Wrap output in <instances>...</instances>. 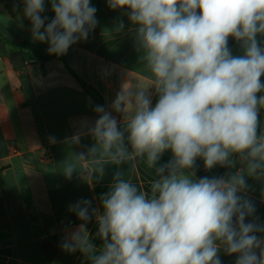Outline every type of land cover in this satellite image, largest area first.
Instances as JSON below:
<instances>
[{"label":"clouds","instance_id":"1","mask_svg":"<svg viewBox=\"0 0 264 264\" xmlns=\"http://www.w3.org/2000/svg\"><path fill=\"white\" fill-rule=\"evenodd\" d=\"M54 18L42 17L45 0H24L33 38L47 41L50 54L62 55L95 28L90 0H49ZM127 9L136 41L152 81L148 88H124L112 104L124 127L97 106L90 135L95 144L64 162L67 178L89 161L122 165L144 160L155 167L150 191L122 178L117 170L100 206L89 201L72 206L81 221L71 243L91 264H221L218 253L237 254L235 264H264V231L246 222L254 212L240 193L248 176L264 175V133L258 134L264 108V0H108ZM44 29L41 31V29ZM123 28V24H120ZM244 54L234 56L229 38ZM149 88L158 100L152 106ZM127 138L125 139V135ZM78 143L79 136L74 138ZM170 152L167 164L158 165ZM243 167L225 177L194 179L197 159L206 170ZM135 168V164L132 163ZM94 215L100 250L86 223Z\"/></svg>","mask_w":264,"mask_h":264},{"label":"crops","instance_id":"2","mask_svg":"<svg viewBox=\"0 0 264 264\" xmlns=\"http://www.w3.org/2000/svg\"><path fill=\"white\" fill-rule=\"evenodd\" d=\"M90 5L96 8L97 24L86 40L68 48L64 62H43L31 50L0 41V264H91L80 250L64 247L85 223L72 206L89 201L91 214L110 190L117 170L122 178L146 192L156 178L155 167L139 158L119 166L105 161L103 174L96 171L100 165L92 161L83 164L89 176L80 168L71 178L63 172L70 156H87L95 144L90 135L99 118L95 108L102 106L123 129V114L112 108L118 93L129 87L148 88L152 83L128 10L112 9L108 0H90ZM0 36L14 43L49 48L47 41L33 38L24 0H0ZM257 40L264 47V35H258ZM228 47L234 56L244 54L234 38H229ZM149 92L155 106L158 96L152 88ZM261 133L264 108L259 111ZM77 136L78 143L74 141ZM171 158L166 151L158 165L167 164ZM232 159L236 161L234 167L211 170L197 159L194 179L235 174L243 165L238 157ZM245 180L247 189L240 195L254 206L246 222L264 228V175L245 173ZM86 230L98 252L103 241L96 236L94 215ZM256 234L264 238V231ZM218 256L221 264H235L237 259V254L228 255L223 248Z\"/></svg>","mask_w":264,"mask_h":264},{"label":"trees","instance_id":"3","mask_svg":"<svg viewBox=\"0 0 264 264\" xmlns=\"http://www.w3.org/2000/svg\"><path fill=\"white\" fill-rule=\"evenodd\" d=\"M42 17H47V20L45 22V26H47V23L50 22L54 18V12L51 9V4L49 0H45V11L41 14ZM0 41L4 42L10 46L16 47V48H21V49H28L31 50L37 58L42 60L43 62H48L51 60H59L64 62L66 53L62 55H56V54H50L49 51L42 49L41 47L31 44V43H14L9 40H6L2 36H0Z\"/></svg>","mask_w":264,"mask_h":264}]
</instances>
